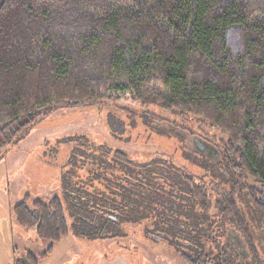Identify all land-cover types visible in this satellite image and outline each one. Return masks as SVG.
<instances>
[{
  "label": "trees",
  "instance_id": "obj_1",
  "mask_svg": "<svg viewBox=\"0 0 264 264\" xmlns=\"http://www.w3.org/2000/svg\"><path fill=\"white\" fill-rule=\"evenodd\" d=\"M126 93L227 135L220 150L184 135L209 179L100 149L85 178L77 169L62 177L71 228L57 197L14 206L15 221L51 244L12 264H38L70 229L110 239L125 237L126 224L189 264H264L250 227L264 235V0H0V150L39 112ZM219 163L262 187L238 194L249 215L235 184L217 188Z\"/></svg>",
  "mask_w": 264,
  "mask_h": 264
},
{
  "label": "rangeland",
  "instance_id": "obj_2",
  "mask_svg": "<svg viewBox=\"0 0 264 264\" xmlns=\"http://www.w3.org/2000/svg\"><path fill=\"white\" fill-rule=\"evenodd\" d=\"M168 124L174 132L164 128ZM187 134L198 143L211 144L214 150L222 148L227 136L199 116L141 104L127 93L103 103L64 104L47 113L39 112L30 125L0 150V264H12L26 252L37 256L51 244L38 238L33 228L15 221L13 208L26 198L28 205L59 198L71 228L62 177L77 169V178H85L92 168L88 159L100 149L123 151L139 162L165 158L193 175L195 182L199 177L208 180L206 172L211 167L207 168L209 164L202 156L189 154L184 141ZM220 166L221 163L218 168L224 181L217 188L228 190L229 184H235L236 203L249 215L238 194L247 195L248 186L262 187L245 174L236 173L232 179ZM217 196L212 194V198ZM250 224L256 249L263 259V232L254 222ZM125 226V237L97 240L77 237L70 229L38 264H189L169 244L146 238L142 224Z\"/></svg>",
  "mask_w": 264,
  "mask_h": 264
}]
</instances>
